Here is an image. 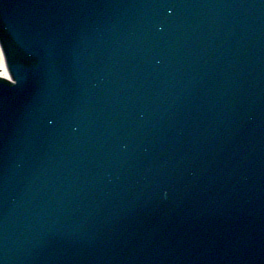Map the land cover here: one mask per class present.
<instances>
[{"label":"water","instance_id":"95a60500","mask_svg":"<svg viewBox=\"0 0 264 264\" xmlns=\"http://www.w3.org/2000/svg\"><path fill=\"white\" fill-rule=\"evenodd\" d=\"M0 264H264V0H0Z\"/></svg>","mask_w":264,"mask_h":264},{"label":"bare ground","instance_id":"6f19581e","mask_svg":"<svg viewBox=\"0 0 264 264\" xmlns=\"http://www.w3.org/2000/svg\"><path fill=\"white\" fill-rule=\"evenodd\" d=\"M7 60L5 57V51L3 49L2 44L0 43V77L7 78L8 80H11V75L9 73V69L7 66Z\"/></svg>","mask_w":264,"mask_h":264}]
</instances>
